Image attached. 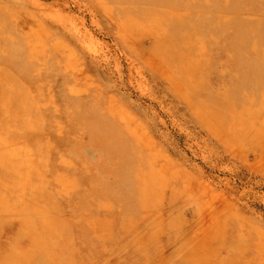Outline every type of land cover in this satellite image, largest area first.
<instances>
[{"label":"rangeland","instance_id":"obj_1","mask_svg":"<svg viewBox=\"0 0 264 264\" xmlns=\"http://www.w3.org/2000/svg\"><path fill=\"white\" fill-rule=\"evenodd\" d=\"M63 17L83 57L63 50ZM11 34L46 98L65 74L75 104L107 115L140 158L134 211L99 198L70 210L69 187L45 181L48 162L68 174L50 148L63 118L0 65V139L28 162L23 187L0 166V264H264V83L228 98L240 58L264 72V0H0V38Z\"/></svg>","mask_w":264,"mask_h":264},{"label":"bare ground","instance_id":"obj_2","mask_svg":"<svg viewBox=\"0 0 264 264\" xmlns=\"http://www.w3.org/2000/svg\"><path fill=\"white\" fill-rule=\"evenodd\" d=\"M230 4L231 2H229V6ZM55 23L59 28V34L63 40L62 45L55 44V46L61 45L63 50L70 52L73 55L76 52H80L83 57V49H80L78 46V42L82 34L73 29L67 18H60ZM4 27L5 31H10V29H13L11 23L7 22V19H5ZM222 27L223 26H220V29L223 31L225 28ZM260 27L253 31L256 35L259 34ZM240 59L243 61V66L234 76L235 78L233 85L228 88V98H232L233 96H237L238 94L242 93L243 89L246 87L247 90H250L251 88L258 86L259 83H264V72L253 71V66L247 61V59ZM2 64H8L10 69L18 74L21 80H24V82L27 81L31 88L33 97L37 101L40 108L46 107L48 111L59 114V116L63 118L64 124L62 131L53 136V139L50 138L53 141H56V144L52 143L50 148L52 149L53 154L56 153L58 148L60 149V156L62 155L61 161L62 164L67 167L68 174L67 176L65 175L55 177L56 172L53 161L48 162L46 165V185L53 190L55 189V192L61 195L62 192H58L56 190L55 184H64L65 186L69 187V196H66L67 198H65V203L70 210L78 203H82L84 200H92L94 198H99L105 201L109 200L110 202L112 201L116 204H122L120 212L123 213L131 211V209L133 210L134 202L136 203L135 193L138 184L135 177V172L140 156L137 151H128L130 144L127 138L119 130V125L108 118L107 115L97 112L95 108L86 107L83 103L76 105V98L73 95V93L76 92L72 91L68 87V77L63 73L56 74L55 78L52 79L51 83H49V86L51 84L50 92L52 97L46 98V96L43 95L41 86H39V78L37 75L35 76V69H33V65L31 64L29 57H27L26 48L20 37L13 36V34H11L9 37L5 38V40L0 38V65ZM67 67H69V65H67ZM48 70L49 69L47 67L41 69L40 71L37 69V73L42 79L45 77V74L48 73ZM90 72L92 74V78L95 81H101V77L99 76L98 72L92 69ZM207 80L209 81V79ZM113 86L115 87V85ZM69 89L72 91L71 94L67 92ZM44 99H46V101H44ZM110 111L112 112V110ZM114 112L115 111H113V113ZM29 115H32V112H30ZM45 116L46 119L43 123H45L46 128L53 129L54 126L50 122L49 117L47 115ZM88 122H90L91 127L84 130L82 137H72L69 135L71 130H75V128L79 127L84 128V124H87ZM24 123L25 122H23V125L26 126V123ZM56 129L58 130V128ZM89 137L96 139H91V142ZM87 138L89 141H87ZM19 149L20 148L15 147V144H12L9 139H0V166L5 170L4 176H8L7 170H9V167H11L13 175L9 174L10 177H20L19 183L23 187L25 180L23 179L24 177L22 178V175L19 172V167H21L20 165L22 163L27 165L28 162H26L27 159L25 154H23L24 150ZM85 185L89 187L90 191H85ZM63 188L66 189L64 186ZM64 191L66 192L67 190H63V192ZM88 192H91V194ZM108 209L111 208L109 207ZM76 234L77 236L79 235V229H77ZM56 260L60 261L59 259Z\"/></svg>","mask_w":264,"mask_h":264}]
</instances>
